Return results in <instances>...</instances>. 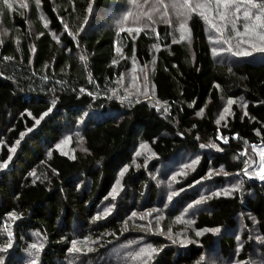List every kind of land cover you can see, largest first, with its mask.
Instances as JSON below:
<instances>
[{
	"label": "trees",
	"instance_id": "1",
	"mask_svg": "<svg viewBox=\"0 0 264 264\" xmlns=\"http://www.w3.org/2000/svg\"><path fill=\"white\" fill-rule=\"evenodd\" d=\"M135 1L0 0V264H264V58L214 53L189 6L183 41L167 5L121 26ZM134 66L146 95L126 91Z\"/></svg>",
	"mask_w": 264,
	"mask_h": 264
},
{
	"label": "rangeland",
	"instance_id": "2",
	"mask_svg": "<svg viewBox=\"0 0 264 264\" xmlns=\"http://www.w3.org/2000/svg\"><path fill=\"white\" fill-rule=\"evenodd\" d=\"M184 2L185 0H136L134 3V7H135V11L137 15L136 16L132 15L131 20H127L126 15L121 16V19H122L121 26L123 27L130 26L132 30H135L136 28L140 26V21L138 19H137L138 21H136V17L138 15L145 14V11H143L145 7L157 5L156 9L159 10V7L161 5H167L169 7V10H168V13L166 14L170 19V25L173 29L172 34L174 35L175 40L183 41L187 37L185 25L188 19H184V13L181 14V12L180 13L177 12L175 8L179 5H183ZM195 3L196 5H201V7L196 8L195 11H198V13L202 14L204 16L202 18L205 24L209 25L207 31H209L210 33L211 42L214 43V45L216 46V48H214V53L221 50L222 47H226V48H233L236 51L240 52V54H243L244 52L248 51L249 52L248 56H252V55L259 53L258 48L252 47L251 46L252 44H258L261 47H264V41H259L258 39H256L255 35L250 36V35L245 34L244 25L246 21L244 20L243 13L241 14L242 11L244 12L245 6H247L249 10L253 12V14H260L257 9H252L250 5H244L241 7L239 12H236L235 15H233V12H235L234 6H230L228 9H224L223 6H221L219 10L227 11L228 13L226 19H221V17L218 15L216 0H195ZM173 5H176V7H173ZM123 11H121V13H123ZM105 14L106 13H104L103 15H100L99 18L103 20L104 18H106ZM173 18H174V21H172ZM233 21L235 22V28L233 27ZM262 22H264V15H262ZM252 23H257V22L253 20ZM242 28H243V31H241ZM259 31L260 30L257 29V32ZM231 34L232 36H230ZM260 34H264V32ZM213 35L218 36V37L214 36V39L216 40V42L213 41ZM147 69L149 68L145 69L139 66H134L128 71V75L125 74L124 77H125V83L127 84V86L125 85L127 92H130L131 94L137 95V96L146 95L147 92L144 91L145 90L144 88H145V81L147 77ZM233 104H234V101L232 100L224 101L223 106L221 107V113L220 111H219L220 114L218 113L219 114L218 124L220 125L226 124L227 119L231 117L232 115V105ZM59 149H61L65 153H71L73 150V144L71 143L70 139H68L62 144V146ZM262 153H264V147L255 149L253 153V157H252V165H254V167H252L251 165L248 166L250 173L257 174L260 171L261 165L262 163H264V161L261 160ZM186 165L187 163L184 164V167ZM210 179L211 178L203 180V182H201L205 185L204 186L205 188L206 186L210 188V184L206 183V182H209L208 180ZM169 180H168V186H169V189H172L171 190V193H172L173 191H175L176 187H173L172 185L173 181L171 179ZM236 180H234V183L232 184L226 183L224 186L217 188L216 192L222 193L224 195L232 194L234 191H236L237 193L238 192L240 193L241 191L244 190L243 184L236 182ZM163 192H165V190H163ZM175 193L178 194L176 191ZM208 195L209 193L207 194V196ZM159 198L160 197L158 195L157 200H159ZM186 207L188 208L189 205H187ZM158 209H163V208H157L155 210H158ZM174 209L176 210L178 209V207ZM137 215L138 214H136V216ZM157 215L159 217L154 214H152L149 217L147 216L145 217L144 220L146 221L148 226L149 225L150 226H149V230H146L147 228H144L143 230L148 231L151 234L161 232L162 227H163V215L160 212H157ZM180 216L179 217L181 218V222H178V224L183 223V224L192 226L193 219L191 220L190 218H185L184 215H180ZM132 221H136L138 223L139 229L143 228L141 224L143 222L142 220H140L139 216L137 217V220L135 218ZM241 222H243V216H240L237 219V226H236V229L233 230L232 235H235L236 233H239V232L241 233V230L243 229V225ZM169 235H172V234H169ZM177 238L181 240L186 239V237H182V236H178ZM235 264H239V263L235 262Z\"/></svg>",
	"mask_w": 264,
	"mask_h": 264
},
{
	"label": "snow or ice",
	"instance_id": "3",
	"mask_svg": "<svg viewBox=\"0 0 264 264\" xmlns=\"http://www.w3.org/2000/svg\"><path fill=\"white\" fill-rule=\"evenodd\" d=\"M4 2L7 4L8 0H4ZM244 4L250 5L252 9H257L258 12L260 13V14H253V12H251L249 8L245 6V10L243 12V17H244V20L246 21L244 25L245 34L250 35V36L255 35L256 39H258L259 41H264V34H260L264 32V22H262V15H264V5H257L255 3H252V0H244L243 4H236L235 0H216L218 15L221 17V19H226L228 15L227 11L219 10L221 6H223L224 9H228L230 6H234L235 12H233V15H235L236 12L240 11L241 7L244 6ZM185 6L191 7L192 11H195L196 8L201 7V5H195V6L188 5V0H185V5H181L180 7H185ZM9 7H11V5H9ZM173 7H176V5H173ZM253 20L257 23H252ZM233 27L235 28L234 21H233ZM257 29H259L260 31L257 32ZM251 46L257 47L261 58H264V47H261L258 44H252ZM237 55H239V53H237ZM243 55L248 56L249 52L246 51L243 53ZM253 58H256V57H253ZM213 147H215V145H213ZM261 160L264 161V153L261 154ZM257 174L259 175L260 179L264 180V163H262L260 171ZM245 175H247L246 170H245ZM75 243L76 242H73V245H75ZM33 247H36V246L33 245Z\"/></svg>",
	"mask_w": 264,
	"mask_h": 264
}]
</instances>
